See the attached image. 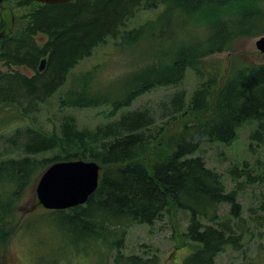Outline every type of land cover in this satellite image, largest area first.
<instances>
[{"label": "trees", "instance_id": "obj_1", "mask_svg": "<svg viewBox=\"0 0 264 264\" xmlns=\"http://www.w3.org/2000/svg\"><path fill=\"white\" fill-rule=\"evenodd\" d=\"M7 3L15 19L13 32L0 38V109L8 110L0 116V125L19 124H13V132L4 139L15 156L0 158V242L15 224L20 226L16 203L39 170L55 161L82 159L98 163L97 189L83 204L46 211L59 217L66 235L84 239L96 252L103 246L104 258L116 250L115 263L153 264L155 257L142 259L120 250L125 227L151 225L173 208L188 212L183 234L194 244L182 264H215L216 256L227 246L241 248L242 235L233 232L230 221L218 212L219 205L226 203L229 216L239 219L238 190L226 191L221 174L208 167L199 154H193L202 143L230 141L237 128L249 120L256 124L251 140H264V62L231 58L226 77L218 81V69L206 68L201 58L227 49L238 37L263 34L264 0ZM159 5L162 10L155 18L126 28L140 10ZM200 16L208 27L206 35L180 39L178 29ZM2 26L0 20V30ZM164 28L170 30L167 36ZM154 36L156 40L143 45L148 48L138 45ZM108 39H120L121 45H129L141 55L151 53L156 62L143 63L123 75L117 89L114 84L97 82L96 67L73 72L82 58ZM161 39L168 43L157 49L154 46ZM42 57L46 65L39 71ZM189 66L198 67V84L189 97L184 89L175 90L162 103L159 118L149 108L126 109L118 118L90 129L79 127L75 117L65 115L56 133L22 120L25 112L46 102L56 90H61L57 99L61 109L109 104L114 116L147 91L181 84L184 68ZM202 73L206 78L201 81ZM52 151H56L54 155H45ZM231 174L234 180L243 175L250 178L244 167L238 170L236 165ZM256 178L251 177L249 183Z\"/></svg>", "mask_w": 264, "mask_h": 264}, {"label": "rangeland", "instance_id": "obj_2", "mask_svg": "<svg viewBox=\"0 0 264 264\" xmlns=\"http://www.w3.org/2000/svg\"><path fill=\"white\" fill-rule=\"evenodd\" d=\"M7 4V2L4 3V5ZM13 5H15L14 1ZM161 10L162 5H159L157 9L140 10L128 20L126 28L135 26L145 19L155 18ZM190 23L189 26L178 29L177 36L180 39H201L208 32L202 16ZM162 32L167 36L170 30L164 28ZM163 34L159 37L163 38ZM259 35L261 34L238 37L230 43L227 49L206 55L201 60L206 68L211 67V71L218 69L216 73L219 76L218 81L226 77L231 58L237 62L262 63L264 53L255 46V40ZM156 39L157 36H154L153 39L149 38L138 45H142L141 48L145 49L149 46H143L145 43ZM119 42L120 39L119 41L108 39L107 42L96 46L93 54L82 58L74 67L73 72L96 67L97 82L101 85L114 84L117 89L123 75L139 69L143 63L156 62L151 53L141 55L133 52L129 45L123 46ZM167 43L161 39V42L154 47L165 48L164 44L167 45ZM138 48L141 50L140 47ZM164 58L167 60L166 57ZM99 67L102 68L98 70ZM196 69L190 66L185 67V75L181 84L161 86L147 91L134 99L129 107L119 109L114 116L110 113L109 104L82 109H61L57 102L61 90H56L46 102L25 112L27 116H24L22 120L42 131H55L56 133L65 115L75 117L79 127L90 129H95L97 126L118 118L120 112L126 109L149 108L159 115V118L161 114L158 112L162 103L168 101L169 96L175 90L184 89L186 96L189 97L198 84L199 77ZM22 70L27 74L30 73L28 69L23 68ZM200 77L202 81L206 75L202 73ZM7 112L8 110L0 109V116ZM17 122L11 121L12 125H4V123L0 125V158L15 156L14 152L11 153L8 150L11 146L4 139L13 132V124ZM255 128L254 121H246L237 128L234 138L230 141L202 143L193 154H199L208 167L221 174L226 191L238 190L237 200L241 205L239 219L229 216V205L226 203L219 205L218 212L223 220L230 221L233 232L242 235V246L238 250L227 246L216 256L215 264H264V220L261 218L264 216V140L262 142L251 140L250 134ZM55 152H46L45 155H54ZM234 165L238 170L244 167L250 178H257L251 183L248 181L250 178L247 179L245 175L234 180L231 174V168ZM44 169L39 170L33 177L26 194L16 203L14 210L20 226L15 224L7 238L0 242V264H37L38 262L40 264H118L114 262L116 250L109 251L107 257L104 258L103 246L100 247L101 252H96L92 249L91 243H84V239L66 235L65 233L68 232L58 220L59 217L51 216L47 213V209L37 203L35 184ZM187 213L183 209L173 208L167 211L161 220H156L151 225L134 224L125 227L120 250L125 255L136 254L142 259L155 257L153 264H182L184 257L192 252L194 245L183 234L187 225ZM98 243H100V238Z\"/></svg>", "mask_w": 264, "mask_h": 264}, {"label": "water", "instance_id": "obj_3", "mask_svg": "<svg viewBox=\"0 0 264 264\" xmlns=\"http://www.w3.org/2000/svg\"><path fill=\"white\" fill-rule=\"evenodd\" d=\"M0 0V20L3 26L0 38L9 36L14 28V12ZM55 4L72 0H23ZM255 46L264 53V33L255 40ZM46 58L39 60L37 69L42 71ZM100 167L92 160H60L49 164L38 176L35 184L37 203L46 209L62 210L86 202L97 189Z\"/></svg>", "mask_w": 264, "mask_h": 264}]
</instances>
